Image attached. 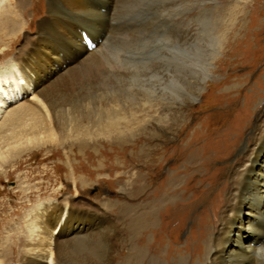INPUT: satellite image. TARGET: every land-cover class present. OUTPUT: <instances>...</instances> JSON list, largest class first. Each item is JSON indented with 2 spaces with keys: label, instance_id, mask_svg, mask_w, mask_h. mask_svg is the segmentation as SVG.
<instances>
[{
  "label": "bare ground",
  "instance_id": "obj_1",
  "mask_svg": "<svg viewBox=\"0 0 264 264\" xmlns=\"http://www.w3.org/2000/svg\"><path fill=\"white\" fill-rule=\"evenodd\" d=\"M1 1L5 3L6 0ZM7 1L5 4L0 2V27L11 33L22 30L27 23L31 25L33 17L38 15V5L26 4L33 3V0H20L17 9ZM120 2L107 0L109 11L103 8L107 11L103 13L90 0L48 1L46 16L38 22L35 36L7 62V65L10 64L7 67L9 75L1 74L0 77V167L9 158L16 157V162L19 161L17 157L22 155L33 157L46 151V156H50L49 152H55L61 162V167L56 169H60L61 173V169H66L65 178L72 179L79 190L91 186L88 174L98 179V172L106 167L113 172L118 164L128 163V159L151 164L168 160V156L164 157L170 151L167 143L175 142L180 129L184 131L187 114L182 106V81L174 76V72H182L187 65H193V57L166 55L170 63L175 64L174 68L169 66L175 71L169 79H163L160 74L149 72V66L144 61L123 58L119 53L112 54L113 63L120 65L111 67L128 71L127 75H123V71L114 75L117 79L120 76L121 80L127 79L123 81H128V87L115 91L109 88V93L104 94L95 90L91 92L94 93L92 97L88 95L89 99L87 93L75 95L80 83L76 81L81 73L78 69L86 67L84 70L90 78L97 75L101 76L100 81L105 79L101 69L111 60L106 48L110 49L111 45L125 40L124 35H117L120 25L116 11ZM25 7L32 8L34 15H26ZM110 21L114 23L112 28ZM78 24L90 27V44L79 32V29L86 31L85 28H78ZM0 50L3 53L1 57L12 52L9 46ZM70 84L74 89H70ZM173 85L179 89L173 88ZM29 93L33 98H29ZM198 95H194L193 99ZM114 97L118 100L111 103L110 99ZM156 98L161 99V105L156 113L151 114V108L147 111L145 106L150 103L153 107L151 101ZM104 101L108 103L105 109L102 107ZM137 105L142 109L140 113H144L140 120H137L139 110H133ZM128 108L132 111L127 112ZM247 108L244 110L246 113L249 112ZM153 123L157 125L152 126ZM132 130L134 134L130 132ZM208 130L203 123L193 127L186 140L178 145L176 152L179 154L160 186L154 188V201L148 211L131 216L132 207L121 203V213L127 220L124 225L112 218L106 208L104 210L89 200L87 205L73 196L65 202L42 201V206L29 211L32 216L34 213L29 224L32 240L27 243L26 257H21L22 264H71L73 257H68L69 254L84 248L93 250L104 239L112 242L110 249L106 244L110 254L107 264H113V254L117 255L127 245L128 254L116 264H163V257L168 259L166 264H264V113L256 117L252 142L238 150L242 154L240 160L226 169L230 181L223 191L213 189L215 174L211 168L221 150L216 146L217 138L209 140L212 135ZM141 133L152 141L146 147L138 140L129 139ZM88 136L93 139L92 142L87 140ZM60 149H66L65 154ZM127 152H131L130 158ZM108 161H111L110 166ZM144 174L142 169L137 172L135 191L145 187ZM195 178L197 184L191 185V180ZM207 180H210L209 185L204 183ZM197 185L213 192L207 195L202 210L194 214L195 225L186 243L191 251L189 255L181 250L175 253L171 243L165 252V235L160 231L163 228L157 213L160 209L163 226L172 223L177 215L185 214L179 212L175 216L172 210L179 203L178 199L188 205L190 191L197 189ZM41 188L38 186L37 191H29L26 187L20 190V194L31 199L36 192L42 194ZM8 220L3 217L0 226L11 225L12 221ZM124 232L126 236L122 237ZM150 233L155 235L153 240H149ZM12 260L14 257H7L4 262L10 264Z\"/></svg>",
  "mask_w": 264,
  "mask_h": 264
},
{
  "label": "rangeland",
  "instance_id": "obj_2",
  "mask_svg": "<svg viewBox=\"0 0 264 264\" xmlns=\"http://www.w3.org/2000/svg\"><path fill=\"white\" fill-rule=\"evenodd\" d=\"M48 1L33 0V3H26L27 5H38V15H36V18L33 17L31 25H27V23L17 33H11L8 29L0 27V49L9 46L12 50L5 57H1L3 53L0 50V77L1 74L9 75L7 67L10 64L7 65V62L9 63L10 59L17 55L20 49L24 48L29 39L35 36L38 22L46 16ZM0 2L5 4L4 1L0 0ZM7 2L12 3L14 7L16 6V9L19 8L20 0H8ZM90 3H95V6L103 13L109 11L107 0H90ZM103 8L107 11L102 10ZM24 10H26V15H34L32 8ZM22 17L25 18V15ZM116 17L119 21L118 25H120L117 35L120 37L124 35L125 40L118 44L115 43V45L112 43L110 49L106 48L111 57L104 68L105 70L101 69V72L104 71L102 78H106L101 81V76L96 75L90 78V76H87V70H84L86 67L78 69L81 73L76 81L84 84L79 83L75 95L87 93L89 99L94 95L91 92L95 90L100 94H104L109 93V88L115 91L120 87L124 89L128 87V81H123L127 79L121 80V76L117 79V76L114 75L122 71L123 75L128 73L124 68L113 69L111 67L120 65L118 62L116 65L113 63L115 62L113 60L114 54L119 53L118 55L123 56V58L130 57L137 61L146 62L145 64L149 66L148 71L160 74L163 79H169L175 71L169 67L174 68L175 64L170 63L171 61L166 55L177 54V56L182 55L185 58L193 57V65H187L186 68L182 69V72H174V76H178L183 85L181 94L184 97V104L182 106L187 111L185 129L184 131L182 129L178 131V138L175 139L176 143H167L168 146L162 143L170 150L169 154L164 156H168L169 158L166 157L168 160L165 158L166 160L162 163L156 161L151 164L147 161L128 159V163L118 164L115 167L116 171L113 170L112 172L106 167L98 172L97 178L100 181L96 179V176L93 177L88 174V184L91 186L79 190H77L76 183L72 179L65 178L66 169H61L62 173L60 169H56L61 167V162L59 155L54 154L55 152H49L48 155L50 156H46V151L42 154L36 153L33 157L22 155L19 157L20 159L17 157L21 162H14L16 157L6 160V164L0 167V172L3 173L0 175V221L3 217H6L9 219L8 222H12L9 223L11 225L0 226V264H6L4 260L7 257H14L10 264H22L21 257H26L27 243L32 240L29 224L33 220L34 213L32 216L29 211L33 208L37 209V206H42L44 200L49 199L52 200L51 202L64 200L65 202L67 198L71 199L73 196V198L79 199L83 205H87L86 202L89 200L104 210L106 208L105 211H109L108 213L112 218L122 225L127 222L126 217L121 213L122 204L127 203L132 207L133 214L131 216L148 211L152 201H154V188L160 186V182L172 167L177 154H179L176 152L178 145L186 140V136L190 133V130H193V127L203 123L204 127L209 129V135H212L209 140L215 141L214 138H217L216 146L220 148L221 154L213 161L211 168L215 174L213 181L215 191L220 189L223 191L228 186L230 180L227 179L226 169L240 160L242 156L238 151L240 147L252 142L251 135L256 128V117L264 113V0H121L116 11ZM109 25L112 28L114 23L110 21ZM77 27L85 28L86 31L79 29V32L87 44H90L91 41L88 38L90 27L82 24H78ZM126 33L128 35H125ZM11 39L13 40L9 43ZM99 85L102 86L100 89ZM69 87L74 89L72 84ZM200 87H202L201 90ZM173 88L179 89L177 85H173ZM198 93L200 94L198 95ZM196 94L198 96L193 99ZM29 98H33L30 93ZM116 100H118L117 97H114L110 99V102L115 103ZM153 100L151 101L153 107H150V103L145 106L147 111L151 108V114L156 113L155 110L161 105V99L156 98ZM107 101L103 102L104 106L102 107L104 109L105 104L108 106ZM245 108L250 113H246ZM133 110H139L137 120H140L144 114L140 113L142 111L141 107L137 105ZM126 111L132 110L128 108ZM0 121H2V118ZM101 125L104 126L105 122L102 121ZM154 125L157 124L153 123L152 126ZM137 130V128L134 129L136 132ZM134 131L130 132L134 134ZM141 134L133 138L131 136L129 139L138 140L141 145L146 147L152 141L143 133ZM87 140L93 141L90 136L87 137ZM201 140L205 142L203 138ZM203 142H200V144ZM60 152L65 154L66 149H60ZM129 154L131 152H127V156L130 158ZM246 156L247 154L245 158ZM108 164L110 166L111 161H108ZM140 169L145 173L144 183L146 184L144 185L145 189L143 188L138 192L135 191L136 184L134 182ZM55 170L56 173L54 174ZM132 175L134 176L132 177ZM110 179L113 181H109ZM204 183L209 185L210 180ZM190 184L196 185V178L192 179ZM38 186H42V194L36 192L32 194L31 199L20 194V190L23 188L28 187L29 191H37ZM205 188L203 186L199 188V185H197V189H192L190 191L191 196L188 197V205L183 204L180 202L182 200L178 199L177 202L179 203L175 204L172 211L176 213L175 216L179 212L185 214L177 215L172 223L162 225L161 222L164 219L161 217L159 209L157 216L159 215V224L163 228L160 231L165 235V250L163 251L166 252L168 245L172 243L175 247V253L181 250L185 255H189L191 249L186 246V243L195 225L194 214L202 210L207 195L213 192L210 191L211 189L207 191ZM13 212L14 214H12ZM27 212H29L28 215ZM19 217L21 218L19 219ZM150 234L149 240H153L155 235ZM125 236L126 233L124 232L122 237ZM111 243L110 239H104L99 245L95 246L96 248H92L93 250L88 249V251L87 248H84L77 250L76 253L72 252L68 256L73 257L70 263L107 264ZM121 251L120 254H113V264H116L121 257L128 254V245L125 248L122 247ZM172 258L176 259V257ZM187 258L190 259L191 257ZM163 259L166 264L167 257H163Z\"/></svg>",
  "mask_w": 264,
  "mask_h": 264
}]
</instances>
